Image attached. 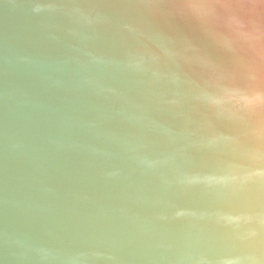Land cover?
Returning a JSON list of instances; mask_svg holds the SVG:
<instances>
[{"label":"water","instance_id":"95a60500","mask_svg":"<svg viewBox=\"0 0 264 264\" xmlns=\"http://www.w3.org/2000/svg\"><path fill=\"white\" fill-rule=\"evenodd\" d=\"M0 264H264V0H0Z\"/></svg>","mask_w":264,"mask_h":264},{"label":"clouds","instance_id":"9594fccd","mask_svg":"<svg viewBox=\"0 0 264 264\" xmlns=\"http://www.w3.org/2000/svg\"><path fill=\"white\" fill-rule=\"evenodd\" d=\"M190 7H191V5H190ZM260 98V94L259 93H257V99H259Z\"/></svg>","mask_w":264,"mask_h":264}]
</instances>
